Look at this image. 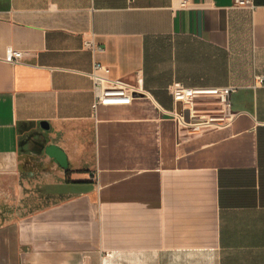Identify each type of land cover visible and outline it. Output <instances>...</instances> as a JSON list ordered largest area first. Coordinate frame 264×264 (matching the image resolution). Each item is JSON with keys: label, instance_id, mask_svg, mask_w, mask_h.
Returning a JSON list of instances; mask_svg holds the SVG:
<instances>
[{"label": "crops", "instance_id": "1", "mask_svg": "<svg viewBox=\"0 0 264 264\" xmlns=\"http://www.w3.org/2000/svg\"><path fill=\"white\" fill-rule=\"evenodd\" d=\"M181 1L0 0V264H264V0ZM94 61L148 93L94 106ZM176 80L234 120L177 129Z\"/></svg>", "mask_w": 264, "mask_h": 264}, {"label": "built area", "instance_id": "2", "mask_svg": "<svg viewBox=\"0 0 264 264\" xmlns=\"http://www.w3.org/2000/svg\"><path fill=\"white\" fill-rule=\"evenodd\" d=\"M188 0H182L186 5ZM235 6L253 7L252 0H234ZM85 48L101 50L93 41H85ZM21 51L7 48V60L14 62L22 58ZM110 68L94 61L88 73L93 82L94 106L97 104H117L130 102L134 97L146 95L142 73L137 71L133 78L110 77ZM255 84H264V75L255 77ZM237 90L235 85L187 86L181 81H173L168 86L172 100L178 105L167 114L176 123L177 129L187 134H196L208 127H222L230 124L237 112L232 109L231 95Z\"/></svg>", "mask_w": 264, "mask_h": 264}, {"label": "rangeland", "instance_id": "3", "mask_svg": "<svg viewBox=\"0 0 264 264\" xmlns=\"http://www.w3.org/2000/svg\"><path fill=\"white\" fill-rule=\"evenodd\" d=\"M33 188V190H35V192H36V189H37V187H32ZM37 193V192H36ZM10 207H13V208H16V202L15 203H11V206Z\"/></svg>", "mask_w": 264, "mask_h": 264}, {"label": "water", "instance_id": "4", "mask_svg": "<svg viewBox=\"0 0 264 264\" xmlns=\"http://www.w3.org/2000/svg\"><path fill=\"white\" fill-rule=\"evenodd\" d=\"M41 125L44 126V127L47 126L46 123H41Z\"/></svg>", "mask_w": 264, "mask_h": 264}]
</instances>
